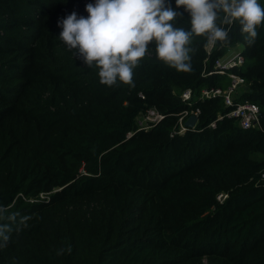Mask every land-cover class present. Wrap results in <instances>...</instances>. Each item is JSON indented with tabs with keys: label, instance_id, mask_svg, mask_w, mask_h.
Here are the masks:
<instances>
[{
	"label": "trees",
	"instance_id": "1",
	"mask_svg": "<svg viewBox=\"0 0 264 264\" xmlns=\"http://www.w3.org/2000/svg\"><path fill=\"white\" fill-rule=\"evenodd\" d=\"M33 3L31 16H20L19 0H0V61L15 70L0 67V81L17 80L0 82V264H264V23L249 44L220 13L228 39L207 54V37L193 35L192 71L158 59L153 42L132 85L107 86L82 79L97 77L95 63L73 72L59 63L52 31L71 1ZM166 5L178 13L174 27L190 31L183 7ZM237 44L242 63L214 70ZM231 73L247 84L233 107L255 103L258 127L225 116L232 107L223 95L201 97L204 88L225 90ZM149 108L162 118L144 127L138 117ZM194 109L195 125L177 132L183 111ZM94 198L111 211L104 224L54 216Z\"/></svg>",
	"mask_w": 264,
	"mask_h": 264
},
{
	"label": "clouds",
	"instance_id": "2",
	"mask_svg": "<svg viewBox=\"0 0 264 264\" xmlns=\"http://www.w3.org/2000/svg\"><path fill=\"white\" fill-rule=\"evenodd\" d=\"M175 5L189 14L190 31L174 27L178 13L166 0H95L85 6L86 18L73 12L58 21L59 37L87 66L95 63L101 84L112 86L119 79L132 85L133 69L152 42L158 59L179 72H190L188 45L193 35L206 36L211 45L227 41L228 29L217 24L220 13L222 25L239 23L249 44L264 23V7L258 0H175Z\"/></svg>",
	"mask_w": 264,
	"mask_h": 264
},
{
	"label": "rangeland",
	"instance_id": "3",
	"mask_svg": "<svg viewBox=\"0 0 264 264\" xmlns=\"http://www.w3.org/2000/svg\"><path fill=\"white\" fill-rule=\"evenodd\" d=\"M71 1V12H75L77 14V17H87L88 13L85 11V6L88 3H95V0H70ZM168 1V0H167ZM173 1V0H170ZM20 5L17 7V14L20 16H31L30 12L34 8V3L33 0H19ZM0 16V20H1ZM223 26V25H222ZM62 31V28L59 27L58 25L54 28L52 31V34L54 36V39L56 40V43H59L58 49L59 55H60V60L59 63L67 68L69 71L73 72L75 69L79 67H84L86 64L84 61L79 58V53L75 49H70L59 37L60 32ZM225 42H222V45H224ZM221 46V44L219 45ZM239 50H241V45H232L229 51L225 54L222 55L221 59L225 60L227 57L231 58L238 54ZM211 51V50H210ZM153 52V42L149 45L148 47V52L147 54L151 55ZM217 59V58H216ZM81 62V63H80ZM0 67H5L8 70L11 71L12 75L15 74V70H11L8 68V66L5 65L4 59L0 61ZM99 72V71H98ZM98 72L96 74L97 77L94 76H89V77H82V79H87V80H93L95 83H100V78L98 76ZM17 80H14L13 78L10 79H4L1 80L0 82L3 83V85H17ZM178 93V91H177ZM180 92V96H181ZM138 122L140 125H147L146 120H144L141 115L138 117ZM41 198H45V196H41ZM106 202H103L100 198H94L90 201H85V200H75L71 201L67 204H65L62 208L61 211H58L54 214L55 217L58 215L62 216H69L71 219H78L79 221H83L84 219L87 222L92 220L93 218L95 221H97L99 218H102V224H104L110 217L111 211L109 207H107ZM137 218L142 219V213L137 212L134 213ZM77 222V221H75ZM135 225V224H132ZM131 227V226H130ZM187 264H226L224 260L219 259V258H211V257H202L199 259H195L190 261Z\"/></svg>",
	"mask_w": 264,
	"mask_h": 264
},
{
	"label": "built area",
	"instance_id": "4",
	"mask_svg": "<svg viewBox=\"0 0 264 264\" xmlns=\"http://www.w3.org/2000/svg\"><path fill=\"white\" fill-rule=\"evenodd\" d=\"M222 45V42L220 43ZM214 45H211L208 43V40L206 39V45L205 50L207 54L211 53L210 50H212ZM231 46H227L225 51L222 53L225 54L229 51ZM242 56L240 54V50L238 54L231 58H226L225 60L217 59L213 65L214 69L222 72V69L229 68L231 66H238L242 63ZM230 77V83L229 86L225 90H221L220 88H204L201 91V97L208 98L215 95H223L224 102L227 106H233L235 103V99L240 95L241 90L247 85L244 78L238 74L231 73L229 74ZM192 96L191 89H185L181 93V98L184 101H189ZM199 113V109H194L190 111H183L182 115L179 118L178 121V131L182 133L186 129L185 121L187 118L191 115L196 116ZM228 117H234L237 120L238 125L243 128H253L259 126V108L258 106L250 101H244L235 104L233 109L225 114ZM141 117L146 120L147 125H142L144 127H147L150 123L156 122L159 119L162 118V113L158 111L155 108H149L144 114L141 115ZM221 118V116H219ZM210 126H214V123H211ZM43 196V194H40V197ZM220 196V195H219Z\"/></svg>",
	"mask_w": 264,
	"mask_h": 264
},
{
	"label": "water",
	"instance_id": "5",
	"mask_svg": "<svg viewBox=\"0 0 264 264\" xmlns=\"http://www.w3.org/2000/svg\"><path fill=\"white\" fill-rule=\"evenodd\" d=\"M196 120H197L196 116L191 115V116H189V117L187 118V120L185 121V125H186L187 127H193V126L195 125V123H196Z\"/></svg>",
	"mask_w": 264,
	"mask_h": 264
},
{
	"label": "bare ground",
	"instance_id": "6",
	"mask_svg": "<svg viewBox=\"0 0 264 264\" xmlns=\"http://www.w3.org/2000/svg\"><path fill=\"white\" fill-rule=\"evenodd\" d=\"M221 57H222V55H221L220 57H218L217 59H220ZM217 59H216V60H217ZM216 60H215V61H216ZM214 63H215V62H214ZM213 69H214V67H213ZM214 70H215V69H214ZM216 71H217V70H216ZM224 103H225V102H224ZM225 105H226V104H225ZM226 106H227V105H226ZM231 107H232V109H233V106H231ZM232 109H231V110H232ZM231 110H230V111H231ZM230 111H229V112H230ZM225 116H226V115H225ZM232 118H234V117H232ZM235 120H236V118H235ZM236 121H237V120H236Z\"/></svg>",
	"mask_w": 264,
	"mask_h": 264
}]
</instances>
